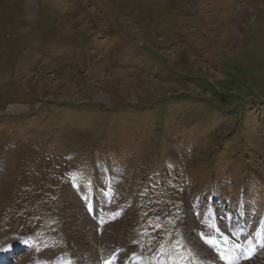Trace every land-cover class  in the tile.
Returning <instances> with one entry per match:
<instances>
[{"label": "rangeland", "instance_id": "1", "mask_svg": "<svg viewBox=\"0 0 264 264\" xmlns=\"http://www.w3.org/2000/svg\"><path fill=\"white\" fill-rule=\"evenodd\" d=\"M258 1L0 0V244H28L19 264L71 262L86 249L103 264L136 254L200 264L222 259L215 245L224 237L231 245L239 221L250 246L231 264H264ZM60 23L72 41L58 37ZM127 50L139 55L129 64ZM94 59L106 68L99 77ZM28 81L44 86L33 92ZM15 106L28 111L8 114ZM90 199L110 205L90 219L95 244L83 238L80 248L67 223ZM213 207L224 236L196 217Z\"/></svg>", "mask_w": 264, "mask_h": 264}, {"label": "bare ground", "instance_id": "2", "mask_svg": "<svg viewBox=\"0 0 264 264\" xmlns=\"http://www.w3.org/2000/svg\"><path fill=\"white\" fill-rule=\"evenodd\" d=\"M11 1H13V2H15V0H11ZM209 1H212V0H209ZM215 1V0H214ZM211 3V2H210ZM258 3H260V5H261V7H264V0H259L258 1ZM26 4H28L29 5V7H31L32 5H31V3L30 2H28V0H27V2H26ZM217 4V3H216ZM34 13H32V12H30V13H28V17H33L32 15H33ZM249 16H250V13L249 12H246L244 15H243V18H249ZM223 22H225V20L223 21ZM57 35H58V37L60 38V39H63V40H67V39H72L73 38V35H74V33L73 32H71V30H69L67 27H66V25L64 26L63 25V23H60L59 25H58V27H57ZM179 51V50H178ZM177 50H174L173 51V53H172V55L174 56V54H175V52H178ZM90 56H93V55H90ZM102 69H106L105 68V66H103V63H101V61L99 60V59H94L93 60V66H92V70L94 71V73L95 74H97L96 76H101V72H102ZM119 73V72H118ZM120 74V77L121 78H124L123 77V73H119ZM118 74V75H119ZM43 82H44V80H43ZM26 83V87L29 89V90H31V91H33V92H36V91H38L39 89H41L43 86H44V84H42L41 83V85H40V87L39 86H37L36 84H32V83H30L29 81L28 82H25ZM34 83V82H33ZM114 83H115V81H114ZM38 84V83H37ZM116 84H114V85H112L113 87H111L110 88V91H112V93L110 94V96H111V98H113V99H117V96L116 95H114V93L115 92H117L116 90H117V87L115 86ZM53 90V89H52ZM57 90V89H56ZM110 96H109V98H110ZM131 97H133V95L131 94ZM108 98V97H107ZM101 99V98H100ZM126 99V98H125ZM59 101H64V100H59ZM124 101V100H123ZM28 111V108H26V107H21V106H15V107H9L8 108V110H7V113L8 114H16V116L18 115V114H23V113H26ZM15 116V115H14ZM9 117H11V116H9ZM109 183H110V181H109ZM70 184H72V183H66V184H64V185H62V187H61V189H60V196H61V198L63 199V200H68V199H70L72 196H73V194H74V192H73V194H72V190L73 189H71L70 188ZM72 186H74L73 188H74V190H75V188H76V186L74 185V184H72ZM107 186V185H106ZM77 190H80L79 188H76ZM106 194V193H105ZM107 195V194H106ZM75 196V195H74ZM105 196V195H104ZM98 197V196H97ZM104 198H106V197H104ZM91 200V199H90ZM97 200V199H96ZM94 201V200H93ZM68 209L69 207H68V205L66 204L65 205V207H64V210L65 209ZM75 208H81V207H79V206H77V207H75ZM99 208V207H98ZM64 210H62V212L64 213ZM86 210H88L89 212H90V216H91V214L92 215H94L95 216V214L94 213H97L94 209H93V207L91 206V207H89L88 209L86 208ZM88 211H86V212H82L81 214H80V216L79 217H76V216H72V218H74L73 219V222H74V224L72 225V224H70V222L69 223H67V225H68V228H70V229H72L73 230V232L72 233H70V234H67V235H69L70 237H71V240L73 239V240H76V243H77V240H78V242H79V244H78V246L80 247V248H83L84 246H83V242H81L80 240H83V238H87L89 241H90V245H94L95 244V242H96V236L94 235L93 237H89V228L90 227H92L93 225H91V223H90V217H88L87 215V212ZM62 216V215H61ZM70 219V218H69ZM66 220V219H65ZM67 222V221H66ZM69 224H70V226H69ZM77 224V227L75 226ZM73 226H74V228H73ZM66 229V228H65ZM108 229H111V227H108L107 228V230ZM67 231V230H66ZM111 231V230H110ZM112 232V231H111ZM74 235H76V237H74ZM78 236H81V237H78ZM68 237V236H67ZM88 242V241H87ZM89 248V247H88ZM93 248V247H92ZM95 248H93L92 250H94ZM91 252V251H90ZM87 249H86V251L84 252V255H79V259H73V261H71V262H68L67 260H66V263L65 264H97V261H94L93 259H90L92 256H91V253H90ZM201 252H203V251H201ZM206 253V252H205ZM73 255V254H72ZM70 256V255H69ZM90 256V257H89ZM134 257H132L131 258V260L133 259ZM209 258H210V256H209ZM207 257H206V259L205 260H203V258L201 259L202 260V262L200 263V264H207V263H209L208 261H207ZM33 260L34 259H31L30 260V262L28 263L27 262V264H32V262H33ZM37 262H33V264H36ZM139 263V261H138V259L137 258H135L134 259V261H132V263H129L128 261L126 262V264H138ZM55 264H57V263H55ZM105 264H108V263H105Z\"/></svg>", "mask_w": 264, "mask_h": 264}, {"label": "crops", "instance_id": "3", "mask_svg": "<svg viewBox=\"0 0 264 264\" xmlns=\"http://www.w3.org/2000/svg\"><path fill=\"white\" fill-rule=\"evenodd\" d=\"M63 25L65 26V24L63 23ZM66 27L70 30V27L69 26H67L66 25ZM72 32V31H71ZM74 36V35H73ZM96 37H95V40H93L92 39V37H91V39H90V44L92 45V47H89V48H92V49H95V55H97V56H99V53H101V48H102V44H101V42H100V40H97V42H96ZM68 41H72L73 40V38L72 39H67ZM72 51H75V49L74 48H72ZM77 51V50H76ZM97 53V54H96ZM89 55H91V54H89ZM88 55V56H89ZM125 56H124V63L125 64H129V63H132V62H134V60L136 59V57L137 56H139L138 54H136V52L134 51V50H127L126 52H125V54H124Z\"/></svg>", "mask_w": 264, "mask_h": 264}]
</instances>
